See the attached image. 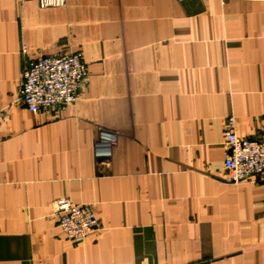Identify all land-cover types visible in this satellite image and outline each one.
<instances>
[{
    "label": "crops",
    "instance_id": "crops-1",
    "mask_svg": "<svg viewBox=\"0 0 264 264\" xmlns=\"http://www.w3.org/2000/svg\"><path fill=\"white\" fill-rule=\"evenodd\" d=\"M77 51V102L29 111L25 62ZM0 110V264H264V185L224 168L232 124L264 141V0H0Z\"/></svg>",
    "mask_w": 264,
    "mask_h": 264
},
{
    "label": "built area",
    "instance_id": "built-area-1",
    "mask_svg": "<svg viewBox=\"0 0 264 264\" xmlns=\"http://www.w3.org/2000/svg\"><path fill=\"white\" fill-rule=\"evenodd\" d=\"M39 4L42 8L62 6L65 0H39ZM88 77L89 70L80 51L29 59L22 71L19 101L33 113L56 111L77 102ZM4 122L5 113L0 110V129ZM225 139V182L249 183L259 178L264 185V141L239 138L233 124L226 129ZM56 215L68 239L77 245L85 243L99 228L89 204L75 205L68 198H61L56 201Z\"/></svg>",
    "mask_w": 264,
    "mask_h": 264
}]
</instances>
